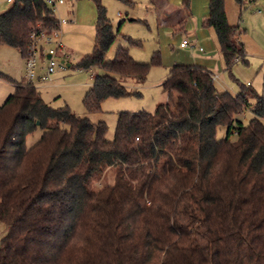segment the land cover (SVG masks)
<instances>
[{"label": "trees", "instance_id": "16d2710c", "mask_svg": "<svg viewBox=\"0 0 264 264\" xmlns=\"http://www.w3.org/2000/svg\"><path fill=\"white\" fill-rule=\"evenodd\" d=\"M190 1L182 0L186 9ZM94 2V49L76 64L103 70L83 98L89 113L107 98L140 95L125 79L145 80L161 63L158 51L141 63L123 47L106 61L116 34ZM56 22L45 0H14L0 13V44L24 58L32 34ZM204 24L226 69L246 62L224 0H208ZM7 80L14 91L0 105V264H264V94L243 85L220 91L207 68L174 63L161 83L168 99L153 112H118L108 139L104 121L52 107L33 82ZM246 109L252 117L243 123L237 115ZM111 167L112 179L97 186Z\"/></svg>", "mask_w": 264, "mask_h": 264}, {"label": "rangeland", "instance_id": "374dc122", "mask_svg": "<svg viewBox=\"0 0 264 264\" xmlns=\"http://www.w3.org/2000/svg\"><path fill=\"white\" fill-rule=\"evenodd\" d=\"M14 0H0V13L8 10ZM57 1V0H56ZM133 4H127L120 0H100L105 8V13L115 31V39L105 53V60L111 61L119 47L127 48L131 57L141 63L151 61L154 52H159L160 64H151L145 80L140 82L134 78H126L125 84L135 86L140 95L107 98L101 104V110L89 113L86 111L83 98L93 82V74H102L98 67L78 69L77 62L85 55L90 54L95 45L97 7L94 0H63L58 4L56 16L67 22L61 25V41L64 56L59 58L53 75V81L41 83L37 89L44 101L52 107H60L67 104L76 114L87 116L93 122L104 121L107 125L106 137L113 139L116 129L117 113L120 111H146L153 112L159 102L168 99L162 91L161 83L168 72L166 60L173 55L171 45L173 39L181 36L173 26V16L181 12L180 6L170 5L168 9V31L158 34L156 24L155 7L152 0H132ZM156 1V0H155ZM153 2V1H152ZM161 0L155 3L159 4ZM259 11L261 13H259ZM242 14L247 19V24L241 27L245 29L244 36L248 38L249 50H247L246 62L238 60L231 69L225 68L214 79L216 88L226 90L232 94L239 92L241 85L253 88L259 94H264V3L256 0L247 1L243 5ZM243 17V16H242ZM244 17V18H245ZM182 17H179V19ZM174 24V25H173ZM167 48H166V47ZM165 47V48H164ZM66 56L70 66H63L61 61ZM168 62V61H167ZM12 81H26L24 59L16 48L7 44H0V105L13 93ZM247 81L250 85H247ZM175 96L171 99L174 101ZM252 117L250 109L237 115L238 120L247 123ZM226 129L220 127L217 138L225 136ZM42 131L35 130L26 138V147H30L41 136ZM235 134L231 135L234 139ZM115 173V167L109 168L104 177L96 181L97 186L106 180H111ZM6 233V227L0 225V240Z\"/></svg>", "mask_w": 264, "mask_h": 264}, {"label": "crops", "instance_id": "0c3cea01", "mask_svg": "<svg viewBox=\"0 0 264 264\" xmlns=\"http://www.w3.org/2000/svg\"><path fill=\"white\" fill-rule=\"evenodd\" d=\"M152 1L151 3L154 4L155 14L157 15L156 24L158 26V34L168 31L169 24L166 21V18L168 16L167 11L170 5L173 4L180 6L179 8L181 9V12H183V16L180 13H177L178 16H173L172 23L177 21L175 25L173 24V28L176 32H180L181 36H177L173 39L171 47L174 52L171 58H167L166 60L167 67L169 68L174 63L200 65L210 70L214 75V79L218 77V74L224 69V61L213 29L204 24V20L208 15V0H191L188 9L183 6L182 0H161V2H158L159 4L155 3L157 0ZM246 1L248 3L254 2L250 0H241L240 4L236 0H224V4L229 24L232 26H238L240 30H242L241 39L244 43L245 50H249L248 38L244 36L245 29L241 27L242 25L247 24V19L242 14L243 5ZM261 2L264 3V0H261ZM259 13L261 12L259 11ZM179 17H182L180 19H183L180 24H178V21L180 20ZM183 40H187L188 43L185 47L180 46V43ZM200 47L202 50H200ZM62 61H64V67L70 66L66 58L62 59ZM38 72H42V69H39ZM167 74L168 72L165 74L164 79ZM95 75L96 74H93V78ZM246 83H248L247 85H250L249 81ZM39 84L41 83H35V86L38 87Z\"/></svg>", "mask_w": 264, "mask_h": 264}, {"label": "built area", "instance_id": "2783aa9c", "mask_svg": "<svg viewBox=\"0 0 264 264\" xmlns=\"http://www.w3.org/2000/svg\"><path fill=\"white\" fill-rule=\"evenodd\" d=\"M11 1V0H8ZM56 14L57 5L63 3V0H45ZM67 21L57 17L56 27L49 33H33V42L30 48V54L24 57L26 80L33 83H47L53 81V75L59 58L64 56L61 52L63 44L61 41V25ZM187 40L180 43L181 47L187 46ZM200 50L202 48L200 47ZM67 55H65L64 59ZM64 66V61H61ZM42 69V72H38ZM248 84V83H247Z\"/></svg>", "mask_w": 264, "mask_h": 264}]
</instances>
